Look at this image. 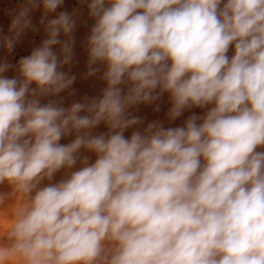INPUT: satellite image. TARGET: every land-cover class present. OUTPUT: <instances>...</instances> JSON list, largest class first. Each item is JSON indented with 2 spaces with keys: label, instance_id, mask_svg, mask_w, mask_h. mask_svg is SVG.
<instances>
[{
  "label": "clouds",
  "instance_id": "9594fccd",
  "mask_svg": "<svg viewBox=\"0 0 264 264\" xmlns=\"http://www.w3.org/2000/svg\"><path fill=\"white\" fill-rule=\"evenodd\" d=\"M80 3L96 96L65 106L80 13L64 0H23L0 35L11 54L45 34L0 60V264H264V0ZM165 94L169 124L207 110L134 115Z\"/></svg>",
  "mask_w": 264,
  "mask_h": 264
},
{
  "label": "rangeland",
  "instance_id": "374dc122",
  "mask_svg": "<svg viewBox=\"0 0 264 264\" xmlns=\"http://www.w3.org/2000/svg\"><path fill=\"white\" fill-rule=\"evenodd\" d=\"M23 3V0H0V35L7 34L9 25L11 23V16L10 13L12 10L17 8L19 4ZM74 9L79 10V20H78V26L75 32V36L78 37L80 33L83 31V18L84 13L86 12L87 8L86 5H81L80 0H64V4L62 8L58 9L57 11H68L71 13ZM40 11H36L32 14V20L33 24H37L40 18ZM54 15V14H53ZM83 17V18H81ZM45 38V34L43 32V29L39 32H27L21 41L16 45L14 51L11 54H8L3 48H0V60H7L11 64H16L21 57H25L30 55L32 49L34 47L39 46V44L42 42V40ZM231 49L229 52V55H231ZM76 56V57H75ZM81 58V59H80ZM86 58V57H85ZM75 59V60H74ZM74 61L76 64H74V67L71 69V74H74L76 77V72H78V69H80L81 62L84 61V57L80 56L78 54H75L74 52ZM79 61V62H78ZM87 61V58H86ZM84 61V66L81 68L82 75L80 78L77 77L75 83L73 84V89H75L76 95L73 97H67V93H61L60 95L64 97H67L66 100V106L69 105L73 100L80 99L81 97L87 95V96H96L100 93V90L104 87L103 82L99 79V74L97 76L84 78V73L86 72V67ZM76 67L78 69H76ZM65 70H67L65 68ZM16 73L14 71H9L5 73L9 78L14 76ZM103 86V87H102ZM71 102H70V101ZM69 102V104H68ZM160 104V110L156 113L157 115L154 117V120H158L161 122H165L166 118V112L168 108L170 107V103L168 100L167 94H165L160 101H158ZM148 107H155V105H141L139 109V114L142 115L146 111ZM207 109H192L191 111L185 112L180 118H178L175 122H173L171 125L172 127L175 126H181L184 121L187 119L189 115H191L193 112L197 115H202ZM165 124V123H164ZM169 124V123H168ZM73 137H67L60 141V143H68ZM61 178V174H57L56 179L59 180ZM7 222L5 220L0 219V230H2V226H5Z\"/></svg>",
  "mask_w": 264,
  "mask_h": 264
},
{
  "label": "bare ground",
  "instance_id": "6f19581e",
  "mask_svg": "<svg viewBox=\"0 0 264 264\" xmlns=\"http://www.w3.org/2000/svg\"><path fill=\"white\" fill-rule=\"evenodd\" d=\"M84 18L83 17H81V18H83V31L80 33V35L78 36V37H76V43H75V45H74V52H75V54H78L79 55V57L80 56H83L84 57V61L86 62V58H87V52H86V49H85V44H86V35H87V33H88V30H89V28H90V26H91V24H92V21H91V19L88 17V15H87V10H86V12L84 13ZM76 57V56H75ZM86 57V58H85ZM81 59V58H80ZM75 60V59H74ZM73 60V62H72V64L71 65H69V66H66V69H68V68H70V69H72L73 67H74V64H76L75 63V61ZM84 61H82L81 62V66H80V69H78L77 67H76V69H78V72H76V75H77V77L78 78H80V76L83 74L82 73V71L81 70H83L81 67L82 66H84ZM79 62V61H78ZM85 65H86V63H85ZM78 80V79H77ZM103 86H104V84H103ZM102 86V87H103ZM62 97H64V95L62 96ZM70 101V100H69ZM66 102H67V100H65V106H66ZM71 102V101H70ZM68 104H69V102H68ZM140 107L141 106H139V109H140ZM139 110L138 111H135L134 112V115H137V116H139V117H141L142 119H144V121H145V125L148 123V122H151V121H154V117L157 115L156 113L157 112H154L153 111V107H148L147 109H146V111L144 112V114H142V115H140L139 113ZM165 124V126L166 127H168V126H172L171 124H168L169 122H168V120H167V118H165V122H164ZM103 131H106V128H105V126L104 125H101L98 129H96V132L98 133V132H103ZM133 131V129H129V130H127L126 131V133H125V135L126 136H130L131 135V132ZM92 159H93V161H94V159H95V156L94 155H92ZM0 217H2V213H0ZM0 219H2V218H0ZM3 220V219H2ZM6 221V220H5ZM7 222V221H6Z\"/></svg>",
  "mask_w": 264,
  "mask_h": 264
}]
</instances>
